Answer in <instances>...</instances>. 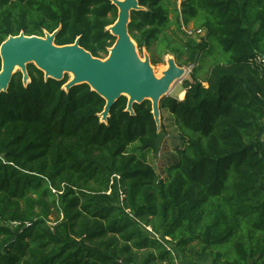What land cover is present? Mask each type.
Returning <instances> with one entry per match:
<instances>
[{"label":"trees","instance_id":"trees-1","mask_svg":"<svg viewBox=\"0 0 264 264\" xmlns=\"http://www.w3.org/2000/svg\"><path fill=\"white\" fill-rule=\"evenodd\" d=\"M175 1L138 0L128 24L152 66H192L183 99L159 105L180 141L165 177L147 164L159 141L149 101L131 115L122 96L102 122L88 85L66 92L67 77L32 64L26 86L16 72L0 92V264H264V0ZM170 11L175 31L193 22L205 37L166 33ZM117 13L110 0H0V45L59 29L55 45L78 39L104 59Z\"/></svg>","mask_w":264,"mask_h":264},{"label":"water","instance_id":"water-1","mask_svg":"<svg viewBox=\"0 0 264 264\" xmlns=\"http://www.w3.org/2000/svg\"><path fill=\"white\" fill-rule=\"evenodd\" d=\"M117 8V19L107 31L115 38L105 59L93 57L74 44L57 46L56 34L45 33L44 37L26 36L20 33L9 36L0 45V92H6L16 72L22 75V83L29 82L27 66L34 65L44 74V80L62 81L70 76L63 86L64 91L86 84L105 100L103 112L99 115L106 122L111 107L124 96L127 98L126 111L133 115V105L144 101L151 103L153 119L160 122V101L166 97L172 86L182 80L186 70L176 65L174 58L166 61V69L157 78L150 59L139 56L137 46L129 35L130 14L143 8L138 0H110Z\"/></svg>","mask_w":264,"mask_h":264},{"label":"rangeland","instance_id":"rangeland-1","mask_svg":"<svg viewBox=\"0 0 264 264\" xmlns=\"http://www.w3.org/2000/svg\"><path fill=\"white\" fill-rule=\"evenodd\" d=\"M174 4H175L176 9L179 10V12H180L181 0H176ZM172 9H173V7H172ZM168 16H169L170 25H169V29L166 31V33L170 34V31H174L182 42L187 41V42H190L192 44H194V43L196 44V43L200 42V39H201L200 37H193L191 39V38H188L181 30L176 29V31H175V26L173 24L174 13L170 11ZM192 28L195 29L196 27L194 26L193 22H189V24L187 26H185L184 30L185 29L191 30ZM161 37H162V35H160L159 38L161 39ZM203 37H205V32H204ZM155 45H156V43L153 44L152 49H154L153 51L155 52V58L157 59L158 55H159L157 52L159 51V48L160 49L163 48V45L160 43L159 48H157V49H156L157 46L154 47ZM139 56L143 60L145 57H148L150 59L151 55H150V53H148L146 50L143 49L141 54H139ZM169 57L174 58L173 56H165V57H163L161 62H159L155 66H153V71H154V74L157 78L161 77L162 72L166 69V61ZM105 58H106V56H105ZM182 59H184V57H182ZM208 65H210V64H208ZM183 68L186 70L185 76L182 78V80L177 81L172 86L171 90L169 91V93L167 94L166 97H174V98L178 99L179 96L181 95V93H183L182 84H183L184 80L190 81V71L192 70V66H188V67L184 66ZM65 77H67V80L70 79V76H65ZM165 112L167 113L168 111H165ZM168 114H169V112L167 113V115H165V113L164 114L160 113V122L158 124V126H159V129H158L159 141H158L156 151L146 153L147 164H149L153 168V170L155 171L157 176H159L160 178L165 177L166 167L175 158L174 148H175V146L180 144V141L177 138L176 127L174 125L172 118ZM48 218H49V223H48L49 225H54L58 219L55 211H53L52 214ZM191 260L194 262L193 264H210V262L205 263V262L199 261L197 256H193L191 258Z\"/></svg>","mask_w":264,"mask_h":264},{"label":"built area","instance_id":"built-area-1","mask_svg":"<svg viewBox=\"0 0 264 264\" xmlns=\"http://www.w3.org/2000/svg\"><path fill=\"white\" fill-rule=\"evenodd\" d=\"M183 28V29H182ZM185 26H182L181 27V30L183 31V33L188 37V38H193V37H200V38H203V35H204V30L203 29H191V30H184ZM257 61L260 62V63H264V56H259L257 58ZM261 142L264 144V132L262 133L261 135ZM11 227H18L19 224L17 222H13L10 224Z\"/></svg>","mask_w":264,"mask_h":264},{"label":"crops","instance_id":"crops-1","mask_svg":"<svg viewBox=\"0 0 264 264\" xmlns=\"http://www.w3.org/2000/svg\"><path fill=\"white\" fill-rule=\"evenodd\" d=\"M181 94H182V96H181V97L179 96V98H178L179 100H182V99H183V97H184V92H183V93H181ZM165 111H167V110H166V109H164V110L160 111V113H162V114H164V113H165V115H167V113H168V112L166 113ZM168 115H170V114H168ZM170 117H171V115H170Z\"/></svg>","mask_w":264,"mask_h":264}]
</instances>
